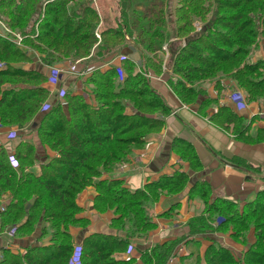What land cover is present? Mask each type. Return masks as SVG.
I'll list each match as a JSON object with an SVG mask.
<instances>
[{"label": "trees", "instance_id": "obj_1", "mask_svg": "<svg viewBox=\"0 0 264 264\" xmlns=\"http://www.w3.org/2000/svg\"><path fill=\"white\" fill-rule=\"evenodd\" d=\"M199 1L182 0L180 6L193 8V12L215 11L194 32L189 12L175 19L171 30L164 12L153 10L144 16H133L124 6L115 25L98 27L101 16L92 6V0H77L75 4L71 3L76 0H0V17L21 33L24 44L37 52L43 62L34 68L14 66L31 62L33 58L0 35V63H4L0 68V123L3 127L27 126L38 115L36 131L40 144L57 152L54 158L47 156V161L41 163L42 171L37 176L25 171L26 166L37 161L30 142L23 141L12 153L0 150V195L7 190L11 194V199L0 209L2 229L14 228L21 235L40 232L42 238L50 236L49 243L30 246L23 252L3 249L0 264H72L76 247L81 249L80 264L134 263L112 256L129 247L130 237H145L151 229L147 192L131 191L120 180L95 179L104 171L113 172L133 147L144 145L145 136L163 128V121L153 114L167 115L171 109L152 87L148 76L163 73V43L175 39L169 44L170 71L163 73V77L184 103L200 100V109L205 111L214 100L206 97L203 83L215 82L221 90L222 79L235 81L247 94L248 101L264 98V60L248 61L251 46L258 48L264 39V0H207L205 4ZM152 6L164 7V4L156 2ZM222 9L233 12L221 18L217 11ZM218 26H223L225 32ZM237 43L243 45L235 46ZM126 48L139 53L141 72L134 71L136 63L123 53ZM117 53L122 54V76L119 67L109 65L106 69L94 67L88 78L96 86V105L68 91L62 101L47 102L50 93L43 87L48 81L45 65L79 59H87L85 64L102 65ZM128 104L133 108L132 114L126 112ZM213 120L223 127L234 124L235 134L241 139L259 141L249 135L250 125L245 117L230 107L222 106ZM180 154L191 164H197L194 152L187 145ZM17 170H21L20 174ZM185 182L186 176L176 173L170 179L149 185L147 191L156 198L161 190L169 193L181 190ZM90 185H95L99 193L95 202L99 211L116 209L119 217L114 227L118 234H94L84 243L75 244L69 227L87 222L76 217L81 212L77 197ZM120 186L123 193H112ZM205 194L207 201L210 193ZM218 206L225 208L221 212L237 213L238 219L230 217L229 222L244 230L252 222L255 241L249 244L244 239L243 252L239 255L216 241L204 247L197 240L188 241L191 247L181 256V264H264V189L234 213L232 208H237L238 203L214 198L206 211L189 219L190 235L215 233L225 227L226 221L215 227L208 216L220 213ZM62 226L64 231L60 229ZM186 238L156 244L144 251L143 264H168Z\"/></svg>", "mask_w": 264, "mask_h": 264}, {"label": "crops", "instance_id": "obj_2", "mask_svg": "<svg viewBox=\"0 0 264 264\" xmlns=\"http://www.w3.org/2000/svg\"><path fill=\"white\" fill-rule=\"evenodd\" d=\"M166 54L162 65L163 73H165L168 58V53ZM131 58L139 67L141 57L138 53L133 52ZM258 59L264 60V39L258 47L256 60ZM35 64L37 65L36 62ZM94 65L96 64H85L86 67L83 70L90 72ZM14 66L32 68L34 63L21 62ZM106 67L107 65H102L101 69H106ZM163 73L148 75L152 87L171 109L167 115H158L164 123L163 128L159 132H151L145 136V143L142 147H133L126 160L117 165L116 175L103 178V180L107 178L120 180L131 191L144 190L149 197L147 212L151 218V229L145 237H130L129 247L115 252L112 256L116 260H132L133 264H143L142 253L151 250L156 244L187 235V221L203 213L206 202L205 193H210L211 199L220 198L244 204L258 191L264 189V141L249 142L241 139L231 132L230 125L223 127L213 120V116L222 106L230 107L239 115H243L246 122L248 118L250 120L256 119V116L264 117V98L255 101L246 100V109L238 110L236 103L239 100L236 94L242 89L235 81L222 79L221 90L217 89L215 82L207 81L203 83L206 97L214 101L205 111H202L200 100L196 104L183 103L167 84ZM58 81L70 86L74 78L65 74ZM52 82L48 81L50 84ZM245 96L247 97L246 93ZM90 97L83 94L88 104L96 105L95 96H92V99ZM126 111L128 114L133 113L129 105ZM38 118L37 115L27 126L3 127L0 123V150L4 149L7 153H12L23 141L30 142L36 151L37 161L32 166L25 167V171L37 176L41 174V163L47 161V156L50 159L57 155V152L50 148L45 149L40 144L36 131ZM257 123L260 129L264 128L263 118H258ZM252 127L249 132L252 131ZM185 145L194 152L198 160L197 164H191L180 154L183 147L185 149ZM17 171L19 173L21 170ZM176 173L186 176V182L181 190L175 193L161 190L156 198L148 193L149 185L164 178L170 179ZM1 193L3 194L0 195L2 202L0 209L11 199L9 190ZM98 195L96 186L90 185L77 197L82 213L81 218L87 222L71 227L70 233L75 244L82 241L84 243L94 234H118L114 227L115 220L119 217L116 209L109 207L104 212L99 211L95 207ZM10 231V229H2L0 221V255L5 248L17 253L25 251L30 246L50 242V237L42 238L40 232H34L31 235H21L15 232L11 235ZM230 237V235L221 234L215 239L238 255L243 247L241 249V245L233 242ZM177 248L181 250H176L173 257L175 255L177 257H171L173 260L170 259L168 264H181L179 259L188 252L184 253L188 247L183 242Z\"/></svg>", "mask_w": 264, "mask_h": 264}, {"label": "rangeland", "instance_id": "obj_3", "mask_svg": "<svg viewBox=\"0 0 264 264\" xmlns=\"http://www.w3.org/2000/svg\"><path fill=\"white\" fill-rule=\"evenodd\" d=\"M181 1L182 0H92V6L97 9L98 13L101 16V21H100L98 27H103V26H106V25H115L116 24V19L118 17H120V10L124 6H126L128 8L130 14L133 15V16L137 15V14H139L141 16H144L145 14L146 15L150 14L153 10H156L158 12L159 11L164 12L165 16H166V22H167L166 24L168 25L169 29H171L172 27L174 28V25H175L174 20L175 19H178L179 17H181V15H185L184 13L189 12L188 16L190 17V19H192L193 26L195 27V31L194 32H198L200 30V27L205 23V21L207 19H210L215 14V11L213 9L210 12L203 11V12L200 13L199 10H195L193 12V8L180 7L181 6ZM185 1L187 2L188 0H185ZM195 1H199V0H195ZM156 2L157 3L158 2H162L164 4V7H153L152 5L154 3H156ZM199 2L201 4H205V3H207V0H200ZM75 3H77V0H76V2L71 3V4H75ZM184 10H185V12H183ZM232 12H233V10L222 9V11H217V14L221 18H224L225 16L231 14ZM0 16H1V14H0ZM0 21H1L0 22V32L3 34V36L5 38L13 41L16 44L15 37H14L15 35L13 33H18L19 34L20 32L18 30H16V29L10 28L4 22L3 18H1V17H0ZM218 27H219L220 31L225 32V29H224L223 26H218ZM173 28L171 30H173ZM194 32L192 31L191 35ZM96 33L99 34L100 38H98V37L97 38L100 41V39H101L100 32L97 31ZM23 39H24V37H23ZM174 41H175V39H171L168 42L162 44V51H163V62H162V65L164 63V56H165L166 52L168 53V58H167L165 72H167L169 70L168 61L170 59V54H171L170 48H169V44L174 42ZM177 42L178 41H176L175 43H177ZM183 42H186V41L184 40ZM238 45H243V44H241V43L235 44V46H238ZM17 46L20 47L21 45L20 46L17 45ZM251 47H252V50H251L249 59L245 58V57H244V59H248V61H250L251 63H256L257 62L256 59L258 58V48L255 45L251 46ZM21 48L24 51H26L27 54L30 55L33 58V61H31V62L34 63V66L32 68L37 67L35 62L36 63H40V64L43 63L42 60H41V57L38 55V53L33 51L28 45L24 44V41H23V44H22ZM123 53L129 55L130 57L133 55V51L130 50L129 48H126ZM138 55H139V53H138ZM159 55H161V54H159ZM85 60H87V59H84V60L83 59H79V60H76V61L67 60V61H64V62H61V63H57L55 65H45L44 66L48 70V81H51V82L53 81L51 84L48 83V81L43 83V87L47 88L49 93H50L49 96H48V101H47L48 103H50L51 101H54L56 99H60L62 101V99L64 97V96H61L62 90H64L65 93L68 91L72 95H80L82 97H83V94L89 95V96H91L90 98L92 99L93 98L92 96L95 95L94 92H95L96 86L95 85L93 86L92 83H89L88 82V78H89V76L92 73V69H95L96 67L98 68L100 66V68H101L102 65L103 66L114 65V66L119 67L118 71H119L120 76L123 75V70H122V65H121L122 64V62H121L122 61V54L121 53H117V54L111 56L110 59H108V61L105 64H102V65H99V64H96V63H90V65L91 64H96V65L93 66L95 68H92L90 70V72L86 71V70H83L84 67H86L85 66V62H86ZM27 63L28 62H25L24 64H27ZM71 64L75 65L76 73H73V74L70 75V73L68 72V67ZM87 64H88V62L86 63V65ZM52 68H56V69H59L61 71V75L59 76L58 79H52L50 77ZM134 71L135 72L136 71L137 72H141V67L140 66L137 67V64H136V69ZM65 74L68 75V76H71L72 78H74V82L70 86L63 85L64 83L62 84V81H58V80H60L62 78V76L64 77ZM170 75H171V72L169 73V76ZM239 92L241 94L245 95V91L243 89H242V91L239 90ZM245 98H246V96H245ZM95 101H96V99H95ZM122 102L125 104V103H127V100L124 99ZM130 104L133 105L132 103H130ZM185 104H187V103H185ZM194 104H196V102ZM131 105H129V107H132ZM245 109H246V107L243 110H245ZM126 110H127V108H126ZM159 114H162V113L153 114V117L158 118ZM256 117H255L256 119H250L249 120V118H248V121L247 122L245 121L246 123H249L251 125V127L253 126L252 127V131L249 132V135L251 137H253L254 139H256V140L264 141V128L260 129V126H258V123H257V119L258 118H263L264 119V117L263 116H260V117L256 116ZM234 127H235L234 124L230 125V130H231V132L233 134H235V130H234L235 128ZM186 160L188 161L189 159H186ZM26 167H30V166H26ZM117 169H118V167H116L113 172H110L109 170L104 171L103 174L101 176L97 177L95 180L96 181H100V180H103L104 177H108V178L113 177L114 175H116L115 171ZM123 186L125 187V185H123ZM122 189H123L122 186L117 187L115 190H112V193H123ZM203 189H205V188H203ZM81 193H83V191ZM212 201H213V199H211L210 196L207 197V201L205 202L203 212L208 209V206L212 203ZM1 203L2 202L0 201V204ZM243 205L244 204L238 203V207L237 208L233 207L231 212L234 213V211H236V209L242 210L243 209ZM223 209H225V208H222V207L218 206V211H220V213L218 212L216 214H212V213L208 214V216L211 217L212 223H214L215 227H217L218 223L221 222V221H226L227 222L225 224V227L222 230H217L218 228H216L217 231L215 233H209V234H203V235H190L189 228L187 226V223H188V221H187L186 228H187L188 232H187V235H183V236L185 238L187 236L188 239L186 238L183 241V243L187 244V243H189V242H191L193 240H195V241L197 240L200 243V247H204L206 244H208L209 241H216V242L220 243L215 238H218V235H221V234L222 235H227V236L230 235L231 236L230 238H232L231 240L233 242L239 243L241 245V249H242V247H244V244L242 243L244 239H247V242L249 244L253 243L255 241V233H254V227L252 225V222H250L251 226H248L249 229L247 228L248 230L247 229L244 230V227L239 226L236 223L229 222V220L231 218L232 219H238L237 218V216H238L237 213H234V215H230L228 213L221 212ZM81 214H82L81 212L77 213L76 217L81 218ZM71 227L72 226L69 227V232L71 231ZM73 227H75V226H73ZM60 229H61V231L65 230V228L63 226ZM49 231H51L50 228H49ZM233 235H235L236 237L233 238L232 237ZM47 236H49V235H47ZM189 245L187 244V247ZM190 247L191 246H189L187 248V250L184 251V253L186 251H188V249H190ZM180 248L179 249L177 248V249L181 250ZM242 252H243V250L241 251V253ZM241 253H239V254H241ZM176 257H177V255H175L173 258H176ZM173 258L171 259V261L173 260ZM179 261H180V259H179ZM175 263H176V261H175Z\"/></svg>", "mask_w": 264, "mask_h": 264}, {"label": "built area", "instance_id": "obj_4", "mask_svg": "<svg viewBox=\"0 0 264 264\" xmlns=\"http://www.w3.org/2000/svg\"><path fill=\"white\" fill-rule=\"evenodd\" d=\"M13 34L15 35L14 37H15L16 44L19 45V46L20 45L22 46V44H23V36L21 35V33H19V34L18 33H13ZM1 35H3V34L1 33ZM96 36L98 38H100L99 34H97V33H96ZM3 65H4V63H0V68L3 67ZM68 72L70 74L76 73L75 65L71 64L68 67ZM60 75H61V71L59 69H56V68H52L51 69L50 77L52 79H58ZM64 95H65V91L62 90L61 96H64ZM236 96H237V99L239 100V102L236 103V108L238 110H243L246 107V105H247L245 95L241 94L240 92H237ZM10 233H11V235L14 234L15 233V229L14 228L11 229ZM80 255H81V249H80V247H76L74 255L72 257V264H80V261H79L80 260Z\"/></svg>", "mask_w": 264, "mask_h": 264}]
</instances>
